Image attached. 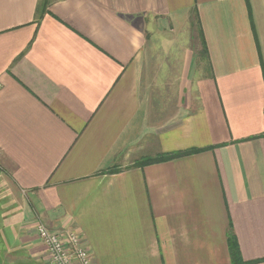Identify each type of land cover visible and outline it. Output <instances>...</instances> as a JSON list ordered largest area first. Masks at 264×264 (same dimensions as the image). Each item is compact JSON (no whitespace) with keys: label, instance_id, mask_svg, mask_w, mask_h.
<instances>
[{"label":"crops","instance_id":"crops-1","mask_svg":"<svg viewBox=\"0 0 264 264\" xmlns=\"http://www.w3.org/2000/svg\"><path fill=\"white\" fill-rule=\"evenodd\" d=\"M36 221L92 264H264V0H0V264H50Z\"/></svg>","mask_w":264,"mask_h":264},{"label":"built area","instance_id":"built-area-1","mask_svg":"<svg viewBox=\"0 0 264 264\" xmlns=\"http://www.w3.org/2000/svg\"><path fill=\"white\" fill-rule=\"evenodd\" d=\"M34 230L45 246L50 264H92L89 252L74 231H67L63 238L50 231L41 221L35 222Z\"/></svg>","mask_w":264,"mask_h":264},{"label":"trees","instance_id":"trees-1","mask_svg":"<svg viewBox=\"0 0 264 264\" xmlns=\"http://www.w3.org/2000/svg\"><path fill=\"white\" fill-rule=\"evenodd\" d=\"M190 151L187 152H175V153H170V154H165L162 156H156V157H152V158H146L143 160H140L137 165H142L145 163H151V162H157V161H161V160H165V159H169L175 156H179L185 153H189ZM229 243V250H230V254H232V263L231 264H240V261L238 260V246L236 244L235 241H233L232 236H229V239L227 240Z\"/></svg>","mask_w":264,"mask_h":264},{"label":"rangeland","instance_id":"rangeland-1","mask_svg":"<svg viewBox=\"0 0 264 264\" xmlns=\"http://www.w3.org/2000/svg\"><path fill=\"white\" fill-rule=\"evenodd\" d=\"M81 242V241H80ZM82 243V242H81Z\"/></svg>","mask_w":264,"mask_h":264}]
</instances>
